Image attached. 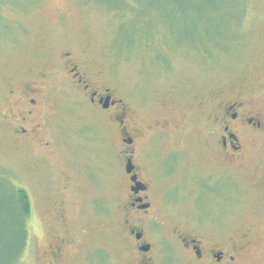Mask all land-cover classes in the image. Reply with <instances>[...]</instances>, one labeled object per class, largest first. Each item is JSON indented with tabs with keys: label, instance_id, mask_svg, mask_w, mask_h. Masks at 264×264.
I'll return each mask as SVG.
<instances>
[{
	"label": "rangeland",
	"instance_id": "374dc122",
	"mask_svg": "<svg viewBox=\"0 0 264 264\" xmlns=\"http://www.w3.org/2000/svg\"><path fill=\"white\" fill-rule=\"evenodd\" d=\"M36 1L26 13L4 11L12 24L11 33L0 31V86L4 89H19L35 81V75L44 74L55 63L59 51L69 48L97 79L110 80L119 99L133 106V120L145 136L150 135L146 128L155 124L172 128L188 123L186 135L170 133L172 141L195 145L207 116L224 100L243 98L250 108L264 112V0H246L244 17L242 0H215L220 17L216 11L201 13L214 15L215 19L209 18L210 32L240 37L243 43L240 51L234 47L229 55L214 52L209 59L183 41L186 34L201 33L205 27L204 18L191 9L183 16L164 0ZM59 12L70 14L68 26L58 24ZM188 18L190 23L183 22ZM224 23H229L227 29ZM153 46L165 53L161 62L150 52ZM44 85L50 91L44 109L57 147L45 153L39 146L44 137L38 132V143L23 151L0 119V195L15 186L28 198V239L20 264H136L120 237L119 205L125 187L115 157V127L98 122L81 107H72L63 91L66 88L49 81ZM86 137L92 139L87 147ZM103 137L105 145L97 141ZM196 161H206L200 150ZM178 164L182 163L173 166L181 168ZM85 171H89L88 182ZM238 172L237 204L228 206L214 197L200 200L195 209L185 197L188 189H183L173 193L166 220L178 227L204 224L208 239L216 243L220 238L210 233L215 232L214 225L222 227L221 241L249 245L237 264H264V148L252 151ZM59 204L64 205L63 220L57 218ZM155 204L160 206L158 200ZM59 240L63 244L56 261L50 246ZM169 252L171 259L159 264L187 263L181 252Z\"/></svg>",
	"mask_w": 264,
	"mask_h": 264
},
{
	"label": "flooded vegetation",
	"instance_id": "af4514ba",
	"mask_svg": "<svg viewBox=\"0 0 264 264\" xmlns=\"http://www.w3.org/2000/svg\"><path fill=\"white\" fill-rule=\"evenodd\" d=\"M70 17L59 12L56 20L59 25L68 26ZM54 59L48 71L35 75V81L19 89L0 86V119L6 123L15 145L29 151L38 143L35 136L39 132L44 137L39 146L45 153L58 146L48 125L50 115L44 109L50 98L49 86L44 84L46 81L57 83L62 89L66 88L67 91H63L65 97H70L72 107H81L98 122L115 127L118 139L115 157L125 187L119 205L123 231L120 237L131 250L136 264H159L171 259L168 252L174 249L186 257V264H237L248 244L235 246L221 241L225 233L217 225L210 234L220 239L218 243L212 242L204 231V224L178 227L166 220V215L175 200L173 193L183 189H188L185 197L190 198L195 209L200 200L214 197L228 202V206L239 202L238 170L252 151L264 148V112L257 107L250 108L243 98L224 100L207 116L202 126L203 135L195 145L172 141L170 133L186 135L188 123L172 128L155 124L146 128L150 135L145 136L133 120V106L117 97L110 80L97 79L69 48L59 51ZM29 73L33 74V70ZM91 140L85 138L86 147ZM97 141L101 145L107 143L106 137ZM199 150L206 156L204 164L196 161ZM178 162L182 163L178 164L181 168L173 166ZM84 174V181L88 182L89 171ZM156 200L160 202L157 208ZM57 208V218L63 220L64 205L59 204ZM62 244L63 240H59L50 246L56 261L61 256Z\"/></svg>",
	"mask_w": 264,
	"mask_h": 264
},
{
	"label": "trees",
	"instance_id": "16d2710c",
	"mask_svg": "<svg viewBox=\"0 0 264 264\" xmlns=\"http://www.w3.org/2000/svg\"><path fill=\"white\" fill-rule=\"evenodd\" d=\"M164 1L167 2L165 3V5L167 4V7L173 8L175 10L177 9L182 15L183 13H186V10L191 9L192 11H195L197 16L199 15L198 17H200V19L203 20L204 18L203 25L205 27L201 30V33L196 32V34H192V36H188L186 34L184 37L185 40L182 39L183 41L188 42L190 48H192L193 51H197L199 48V50L201 49L202 53L209 59L211 56H213L214 52H219L223 55H229L233 53L234 47L238 48L239 51L240 48H243V43H239L240 37L230 38L228 37L227 33H224L222 36L219 34V32H210L212 30V26L210 25L211 20H209V18L214 15L202 16L201 13L204 11L203 13L206 12V14H215L214 11H216L220 17L222 11L219 8H216V5L214 4L215 0H190L191 3H189V0H183L184 2L182 3L180 0ZM36 2V0H0V31L2 33L5 31L7 34L11 33L10 25L12 24L4 16L5 10L15 13H26L29 8L36 6ZM241 3V17H244V10H246V0H242ZM158 5L160 4L158 3ZM126 8H128V5H126ZM117 9H122V7H117ZM183 16H185V14ZM212 18L215 19L214 17ZM229 18L230 17H228V21H230ZM190 21V18H188L183 22L190 23ZM177 22L181 23L182 20H177ZM13 24L16 25L15 22H13ZM224 24L225 25L223 26L227 29L228 24ZM177 42H179L178 39ZM155 47L156 46L150 47V52L153 54V57L157 60V62H161V59L165 53L162 55V53L159 51L161 49ZM164 47L169 48L170 45L164 44ZM28 218V198L24 191L12 186L7 195H0V264H20L28 239Z\"/></svg>",
	"mask_w": 264,
	"mask_h": 264
}]
</instances>
